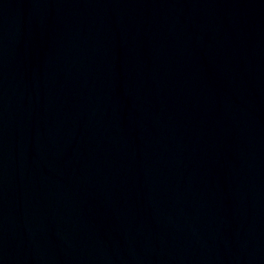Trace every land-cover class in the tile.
<instances>
[{"label":"water","instance_id":"1","mask_svg":"<svg viewBox=\"0 0 264 264\" xmlns=\"http://www.w3.org/2000/svg\"><path fill=\"white\" fill-rule=\"evenodd\" d=\"M0 264H264V0H0Z\"/></svg>","mask_w":264,"mask_h":264}]
</instances>
